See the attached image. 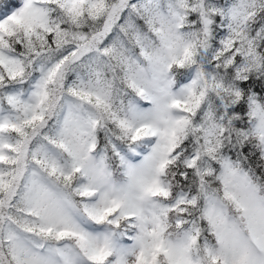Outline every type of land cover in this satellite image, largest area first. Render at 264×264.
Listing matches in <instances>:
<instances>
[{
    "label": "snow or ice",
    "instance_id": "snow-or-ice-1",
    "mask_svg": "<svg viewBox=\"0 0 264 264\" xmlns=\"http://www.w3.org/2000/svg\"><path fill=\"white\" fill-rule=\"evenodd\" d=\"M0 264H264V0H0Z\"/></svg>",
    "mask_w": 264,
    "mask_h": 264
}]
</instances>
